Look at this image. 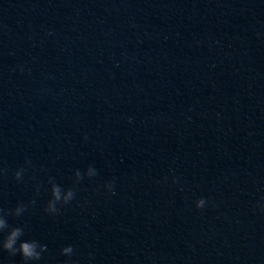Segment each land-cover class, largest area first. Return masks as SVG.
I'll use <instances>...</instances> for the list:
<instances>
[{
	"label": "water",
	"instance_id": "1",
	"mask_svg": "<svg viewBox=\"0 0 264 264\" xmlns=\"http://www.w3.org/2000/svg\"><path fill=\"white\" fill-rule=\"evenodd\" d=\"M259 203L264 0H0V264H264Z\"/></svg>",
	"mask_w": 264,
	"mask_h": 264
},
{
	"label": "clouds",
	"instance_id": "2",
	"mask_svg": "<svg viewBox=\"0 0 264 264\" xmlns=\"http://www.w3.org/2000/svg\"><path fill=\"white\" fill-rule=\"evenodd\" d=\"M87 137H85L86 139ZM31 164V161H28ZM25 169L20 168L15 172V179L17 181H21L24 177ZM98 175V171L95 166L89 165L86 172H81V170L77 169L75 171V181L78 184L85 177L91 179ZM167 177L164 178L165 182L167 181ZM179 177H173V183H179ZM115 186V181L108 182L104 185V187L109 191L113 192ZM76 198V192L74 188L64 189L58 183H52L51 185V198L48 200L45 211L49 214L55 215L59 212L58 205H68ZM34 203V201H33ZM208 205V200L204 197L199 198L195 202V206L197 209H204ZM257 207L264 211V203H259ZM26 210V206L24 204H20L15 208V215L20 216ZM6 212L0 210V230H3L7 227V220L5 216ZM23 235V229L21 227L13 228L12 231L8 234L7 238L3 241L2 248L7 252H10L12 255H16L19 253L24 261V264H38V262L42 259L43 254L47 251L46 244H40L35 240H20V237ZM19 242V247L17 248V242ZM62 255L66 257H71L74 253V248L72 245H68L62 248Z\"/></svg>",
	"mask_w": 264,
	"mask_h": 264
}]
</instances>
